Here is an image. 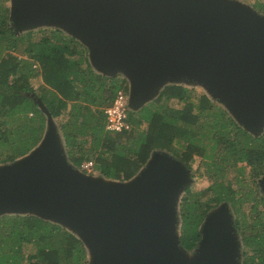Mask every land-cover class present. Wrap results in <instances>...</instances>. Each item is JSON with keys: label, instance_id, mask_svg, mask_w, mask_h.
Here are the masks:
<instances>
[{"label": "water", "instance_id": "1", "mask_svg": "<svg viewBox=\"0 0 264 264\" xmlns=\"http://www.w3.org/2000/svg\"><path fill=\"white\" fill-rule=\"evenodd\" d=\"M17 33L44 24L89 49L93 66L130 80L140 109L168 83L197 82L253 133L264 131V13L239 0H10ZM183 84V83H182ZM30 152L0 163V215L35 213L86 243V264H242L227 201L202 224L193 257L180 244L178 204L190 168L154 150L131 179L87 173L65 151L55 117ZM264 191V175L259 178Z\"/></svg>", "mask_w": 264, "mask_h": 264}, {"label": "trees", "instance_id": "2", "mask_svg": "<svg viewBox=\"0 0 264 264\" xmlns=\"http://www.w3.org/2000/svg\"><path fill=\"white\" fill-rule=\"evenodd\" d=\"M9 0H0V163L30 152L43 138L48 115H66L59 124L68 159L81 168L92 159L101 175L131 179L154 150L166 151L191 167L202 157L211 183L195 191L190 185L181 198L180 243L193 251L202 239V224L220 203L231 204L242 239V264H264V131L257 135L207 94L193 96L182 83H168L139 110L129 112L131 129L106 128L105 107L113 102L125 76L108 75L91 63L88 47L61 28L35 37V30L17 33ZM264 12V4H255ZM42 77L38 88L32 78ZM184 102L174 107L171 100ZM147 122L146 127H141ZM242 161L243 166H238ZM230 167L238 170L239 188L226 181ZM208 191V192H207ZM240 193V194H239ZM252 202L254 216L243 210ZM83 238L60 222L35 213L0 215V264H86Z\"/></svg>", "mask_w": 264, "mask_h": 264}, {"label": "rangeland", "instance_id": "3", "mask_svg": "<svg viewBox=\"0 0 264 264\" xmlns=\"http://www.w3.org/2000/svg\"><path fill=\"white\" fill-rule=\"evenodd\" d=\"M239 1H241L243 3L250 4V5L254 6V8H256L255 4L258 3V2H262L264 4V0H239ZM6 3L7 4H10V0L8 2H6ZM256 9L258 11H260L258 8H256ZM54 28H59V26H57V25H51V24H44V25H40V26L34 27L32 29L35 30V37L36 38H39L41 35L51 34ZM25 30H22L20 33L24 32ZM65 32L67 34H69L70 36H73L68 31L65 30ZM73 37L76 40H78L75 36H73ZM118 75L124 76L122 73H119ZM41 82H42V77L41 76L32 78V83L34 84V86L36 88L39 87V85L41 84ZM182 83L184 85L188 86L191 89V93L195 97H199L202 94H207V95L210 96L207 87L204 86L203 84H200V83H197V82H186V81H183ZM122 86H126L128 88V90H129V92H130V80L128 78H126V80L122 83ZM210 97H211L212 101L214 102V104L217 107L223 108V109L227 110L229 112V114L233 116L232 112L229 110L228 106L224 102H222L221 100H219L217 98H214L213 96H210ZM127 102H129V96L127 97ZM183 103L184 102H179L177 99H172L171 100V105L174 106V107L182 106ZM129 109H130V111H134L135 113L138 114V110L139 109H133V108H130V106H129ZM63 118H66V115H61L59 117H55L54 120H55L56 126L60 124V122L62 121ZM146 126H147V122H143L142 125H141V127H146ZM243 163L244 162L240 161L238 163V166H240V165L243 166ZM192 165H193V167H191V170H190L191 171L190 172V177L192 178V181H191V183L189 185L195 191L205 190L206 187L211 183V177L205 172V163L203 162L202 157L199 156V155H196L195 159L192 162ZM91 174L101 175L99 173V171L96 170V169L93 172H91ZM238 176L242 177L238 173V170L234 169V167H230V169L227 172L225 181L232 188L238 189L239 186H240L239 185V181L237 180ZM243 176L245 178V183L250 184V185H253V186L256 185L255 183H257V181L259 182V178H260L259 177L254 182L251 180V173H250V167L249 166L245 167L244 172H243ZM184 193H185V191L183 192L181 198L183 197ZM180 203H181V200H180V202L178 204V211H179L178 220H179V222L177 223V230H178V234L179 235L181 233V220H180V207H181V204ZM228 204H229V206H230L233 214H236L235 211L233 210L231 204L229 202H228ZM259 209L260 210H263L264 209V205L263 204H260L258 210ZM243 210L248 214L247 216H249V219L254 216V212L252 210V202L251 201H247L245 203V205L243 207ZM195 253H196V249L193 250V251H189V250L186 251V254L189 257H193L195 255Z\"/></svg>", "mask_w": 264, "mask_h": 264}, {"label": "built area", "instance_id": "4", "mask_svg": "<svg viewBox=\"0 0 264 264\" xmlns=\"http://www.w3.org/2000/svg\"><path fill=\"white\" fill-rule=\"evenodd\" d=\"M128 96V88L121 85L113 102L105 107L107 129L123 131L124 129L132 128L133 124L129 120L130 109L129 103L127 102ZM81 168L88 173L93 172L95 170L94 161L92 159H85L82 162Z\"/></svg>", "mask_w": 264, "mask_h": 264}, {"label": "flooded vegetation", "instance_id": "5", "mask_svg": "<svg viewBox=\"0 0 264 264\" xmlns=\"http://www.w3.org/2000/svg\"><path fill=\"white\" fill-rule=\"evenodd\" d=\"M191 167H193V165H192ZM191 167H189V168L191 169ZM185 192H186V191H185Z\"/></svg>", "mask_w": 264, "mask_h": 264}]
</instances>
